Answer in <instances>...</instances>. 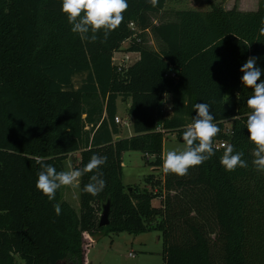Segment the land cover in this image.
<instances>
[{"label": "trees", "instance_id": "trees-1", "mask_svg": "<svg viewBox=\"0 0 264 264\" xmlns=\"http://www.w3.org/2000/svg\"><path fill=\"white\" fill-rule=\"evenodd\" d=\"M168 1L153 7L128 0L124 20L107 39L97 32L95 40H82L61 0H0V264H17L16 258L86 264L94 240L144 232L159 233L163 264H264V171L254 165L246 129L253 91L242 87L239 71L249 57L264 69V0L254 12L214 4L205 12H168ZM149 34L157 50L148 46ZM128 39L126 50L138 59L118 67L113 55ZM118 99L130 102L128 138H118ZM197 103L209 104L220 128L215 155L185 176L166 174L164 137L182 138ZM228 144L243 153L247 167L223 168ZM127 152L161 170L162 178H146L151 191L124 187ZM77 153L73 170L93 155L107 157L94 170L106 181L102 192L83 191L93 172L79 178L80 214L63 200L65 186L52 201L35 186L37 158L60 172ZM158 197L161 206L154 208ZM107 201L109 224L101 228Z\"/></svg>", "mask_w": 264, "mask_h": 264}, {"label": "clouds", "instance_id": "clouds-1", "mask_svg": "<svg viewBox=\"0 0 264 264\" xmlns=\"http://www.w3.org/2000/svg\"><path fill=\"white\" fill-rule=\"evenodd\" d=\"M149 2L153 7L158 4V0ZM127 8L128 0H61L60 5L62 14L71 25V31L82 40H95L97 32H102L107 39L124 20L123 13ZM89 33L92 35L89 36ZM239 71L243 74L240 78L242 87L253 91L247 99L250 111L246 129L248 140L255 145L254 165L258 171H264V80L260 79L264 75V69L257 66L255 57H249ZM194 111L192 123L186 127L182 135L185 148L182 151H168L163 160L162 167L166 174L185 176L190 168L201 165L215 155L213 138L220 132V128L213 122L214 116L210 112V106L207 103H197L194 105ZM242 157V152L235 151L233 145L228 144L224 148L220 163L226 171H234L237 167H247V161ZM106 162V156L93 155L82 170L58 172L53 165L44 164L41 158H37L36 163L41 165V170L38 172L36 189L52 201L61 187L74 185L83 174L93 172L90 183L85 185L83 191L96 196L103 191L106 181L102 178V173L98 174L94 170ZM54 211L56 215L60 214L59 204L54 205Z\"/></svg>", "mask_w": 264, "mask_h": 264}, {"label": "rangeland", "instance_id": "rangeland-1", "mask_svg": "<svg viewBox=\"0 0 264 264\" xmlns=\"http://www.w3.org/2000/svg\"><path fill=\"white\" fill-rule=\"evenodd\" d=\"M208 2H213L216 5H223L226 8H236L239 4L245 5L249 8L248 11L257 8L255 6L257 0H169L165 6V10L182 11V10H194L205 12L208 11ZM148 46L157 50L158 47L149 34L146 38ZM128 42L122 44L121 48H125L123 51H118L113 55L116 59L114 64H117L123 57V54L129 53ZM120 53V54H119ZM119 54V55H118ZM124 58V57H123ZM134 57H131L126 65L133 63ZM125 64V63H123ZM80 79H76V85H78ZM117 114L116 116L127 121L128 125H118L120 129V138H128L133 135L132 122L127 114L126 102L121 99L117 100ZM117 140V138H116ZM185 148L184 143H180L175 134H167L164 137L162 156L163 160L168 151L176 150L182 151ZM79 159V153L69 157L66 161V171L73 170V166L77 164ZM152 161L151 158L148 159ZM156 174V179L162 178L161 170L154 171L147 161L143 158V155L139 152H127L122 155V183L126 189L136 188L137 191H151V187L146 182V178L150 175ZM79 182V180H78ZM65 186L63 191V200L66 201L77 214H80V202H79V184ZM156 192V189H154ZM154 208L161 206V198L158 197L152 201ZM93 248H90L91 253L87 255V259L90 264H163L162 258V240L160 235L156 232H149L140 235L128 234V233H108L107 235L96 239ZM131 254V256H129ZM17 264H23L22 261L16 258Z\"/></svg>", "mask_w": 264, "mask_h": 264}, {"label": "crops", "instance_id": "crops-1", "mask_svg": "<svg viewBox=\"0 0 264 264\" xmlns=\"http://www.w3.org/2000/svg\"><path fill=\"white\" fill-rule=\"evenodd\" d=\"M211 4L216 5V4L213 3V2H208V6H207V7H210ZM252 5H253V4H251V6H250L249 8H252ZM216 6H221V5H216ZM255 6H257V2H256V4H255ZM221 7H222L223 9H225V7H223V5H222ZM249 8H246L245 5H242V4H239V5L237 6V10H238V11H241V12H254V11H256V8H255L254 10H251V11L246 10V9H249ZM252 9H253V8H252ZM225 10H231V8H230V9H229V8H226ZM123 50H125V48H121L120 51H123ZM119 54H120V53H119ZM119 54H118V55H119ZM126 56H128L129 58L134 57L133 62H135V61L138 59V54H136V53H127V54H123V57H126ZM123 57H122V58H123ZM119 100H120V99H119ZM117 102H118V101H117ZM124 102H126V107H127V109H128V107H129V105H130V102H129L128 100H126V101H124ZM116 107H117V103H116ZM119 136H120V135H119ZM119 136H118V138H120ZM144 233H149V232H144ZM144 233H141V234H144ZM156 233H157V232H156ZM157 234H159V233H157ZM137 235H140V234H137ZM94 245H95V244H94ZM94 245H93V246H94ZM93 246L90 247V248L92 249ZM90 248H88L87 251H86V256H85V262H86V264H90L89 260L87 259V258H88L87 255L89 256V254L91 253Z\"/></svg>", "mask_w": 264, "mask_h": 264}, {"label": "water", "instance_id": "water-1", "mask_svg": "<svg viewBox=\"0 0 264 264\" xmlns=\"http://www.w3.org/2000/svg\"><path fill=\"white\" fill-rule=\"evenodd\" d=\"M178 140L180 143H183L182 138H180ZM154 171H159V169H154ZM128 191L130 192V189ZM109 215H110V201H107V203L102 206V211H101L100 216H99V227L102 228V227L108 226Z\"/></svg>", "mask_w": 264, "mask_h": 264}, {"label": "built area", "instance_id": "built-area-1", "mask_svg": "<svg viewBox=\"0 0 264 264\" xmlns=\"http://www.w3.org/2000/svg\"><path fill=\"white\" fill-rule=\"evenodd\" d=\"M129 28L130 29H134V25L133 24H130L129 25ZM134 38V37H133ZM126 42H128V43H130V39H128V40H126L123 44H125ZM129 57L128 56H126V57H124V58H122V59H120V60H118L119 62L117 63V64H115L116 66H125L126 65V63L129 61ZM113 60V63L114 62H116V59H112ZM123 63H125V64H123ZM128 65V64H127ZM114 122H115V124L116 125H128V122L127 121H123V120H121V119H119L117 116L115 117V119H114ZM224 145L223 144H220L219 145V147H223ZM129 256H131V254L129 255Z\"/></svg>", "mask_w": 264, "mask_h": 264}]
</instances>
